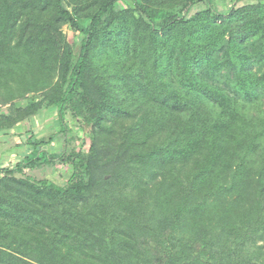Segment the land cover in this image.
I'll use <instances>...</instances> for the list:
<instances>
[{
  "label": "trees",
  "instance_id": "16d2710c",
  "mask_svg": "<svg viewBox=\"0 0 264 264\" xmlns=\"http://www.w3.org/2000/svg\"><path fill=\"white\" fill-rule=\"evenodd\" d=\"M44 110L0 264H264V0H0V135Z\"/></svg>",
  "mask_w": 264,
  "mask_h": 264
},
{
  "label": "rangeland",
  "instance_id": "374dc122",
  "mask_svg": "<svg viewBox=\"0 0 264 264\" xmlns=\"http://www.w3.org/2000/svg\"><path fill=\"white\" fill-rule=\"evenodd\" d=\"M221 10H225L223 4H219ZM68 39L73 42L75 40V33L67 26L64 27ZM68 119L73 123L72 117L69 115ZM88 126H85V128ZM33 130L38 139H44L47 144L46 148L49 152H59L64 148L63 138L60 135V127L57 124L56 113L49 111H42L39 115L35 116L31 125L28 123L22 124L20 129H13L9 133H2L0 135V164L4 166H13L19 161L29 147L28 131ZM76 132V140L74 145L77 148L86 150L89 142L83 140V131H79L74 127ZM53 137L54 141L48 143ZM69 168L63 162L58 163L56 166L45 167L40 170L26 169L27 175L37 178L47 177L48 179L58 183L64 184L69 178Z\"/></svg>",
  "mask_w": 264,
  "mask_h": 264
}]
</instances>
